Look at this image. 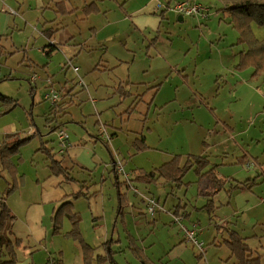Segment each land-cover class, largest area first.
Wrapping results in <instances>:
<instances>
[{
  "label": "rangeland",
  "instance_id": "374dc122",
  "mask_svg": "<svg viewBox=\"0 0 264 264\" xmlns=\"http://www.w3.org/2000/svg\"><path fill=\"white\" fill-rule=\"evenodd\" d=\"M58 1H63L70 12ZM183 1L0 0V95L7 97L0 99V113L12 107L2 117L23 129L26 137L34 135L32 130L35 133V139L31 138L26 147L20 146L14 157L17 159H13L15 176L6 172L10 183L16 181L18 169L29 171L28 165L36 168L38 176L46 171L51 158L45 147L53 148L55 158L72 167L70 174L78 183L89 185L88 194L73 203L80 215L83 241L66 235L71 224L62 216L60 232L50 233L42 244L46 253L61 259L60 264H85L83 243L94 248V256L113 251L117 264H138L129 250L130 235L139 250L156 262L160 260V264H223L226 252L230 254L224 245L216 247L209 237L206 227L210 228V215L214 213L201 209L206 201L193 170L179 185L160 179L134 186L141 194L154 196L161 206L155 213L158 219L152 222L154 216L147 211L145 201L141 202V195L133 194L124 183L121 189L115 185L111 153L99 140L97 127L101 124L106 125L107 134L117 127L113 150L127 172L150 171L176 154L182 158L189 154L206 156L212 166L225 164L216 165L225 176L238 171L242 179L253 176L255 166L247 169L246 162H237L238 157L245 155L247 161L256 160L264 167L263 74L235 68L246 47L230 23V12L219 10L220 1L188 0L201 3L208 12L179 20L172 8ZM45 19L51 24H44ZM50 26L63 27L71 36L69 43L60 39L59 29L47 40L42 33ZM251 29L256 38H264V25L251 22ZM54 42L56 48L46 55L52 49L48 44ZM73 67L78 69L77 75ZM33 75L39 80L32 89L29 81ZM47 81L50 83L45 87ZM160 82L156 93L149 88ZM118 84L133 95L120 100L123 97L114 93ZM51 91L58 95L59 106L54 112L49 100L44 99ZM129 104L133 106L130 113ZM58 129L69 136L63 154L59 152ZM133 130L142 131L149 146L134 156L133 149H128ZM40 133L45 134L41 139ZM85 147L97 155L100 166L89 167L80 160ZM20 149L27 164L18 168ZM65 185L67 191L71 190L69 184ZM119 191L126 193L122 192L123 217L116 215ZM253 193L259 194L254 187ZM176 208L180 214L182 210L191 211L195 222L200 219L198 228L203 233L197 236L204 244L202 255L190 243L173 251L168 245L175 223L170 216ZM165 213L170 216H163ZM188 222L185 219L182 223L188 226ZM174 226L172 230L178 235ZM18 227L23 229L24 223L19 222ZM11 234H17L16 224ZM178 237L181 239V235ZM261 243L264 245V238ZM263 250H259L263 252L259 255L262 264ZM16 252L17 264L29 263ZM6 255L0 248V262Z\"/></svg>",
  "mask_w": 264,
  "mask_h": 264
},
{
  "label": "crops",
  "instance_id": "0c3cea01",
  "mask_svg": "<svg viewBox=\"0 0 264 264\" xmlns=\"http://www.w3.org/2000/svg\"><path fill=\"white\" fill-rule=\"evenodd\" d=\"M57 4L59 6L63 5L65 8V11L70 12L66 8V5L63 1H58ZM43 5L44 3L41 6L43 7ZM45 7H46V4H45ZM183 17L184 16L180 14L178 16L179 20H182ZM54 20L55 18L50 20V22H53ZM50 22L45 19L44 24L49 25L51 24ZM62 28L55 26V29H59L58 34H60L61 36L60 39L64 41L65 43H69L71 36L67 33L66 30ZM53 30L54 28H51L50 26L49 28H47V30L44 33H42V35H44L48 40L55 32ZM5 33L7 32H4V34ZM239 41L240 43H242L241 39H239ZM50 44H53L56 47L55 42L50 43ZM50 44L48 45L50 46ZM42 51H44L43 48H42ZM38 80L30 83L28 79L29 83L34 85L32 86V89L36 87L35 84L37 83ZM47 82L48 83L45 87H47L50 83V81H47ZM160 83L162 85V82ZM119 85L121 84H118L117 86L114 87L115 89L114 93H117L116 89ZM154 85L155 84L150 85V86L153 87ZM122 86L124 87V85ZM129 97L130 96H128L127 98ZM92 101L95 103V100H92ZM152 101H153V97L151 99V103ZM134 102L135 100L133 101V103ZM57 103L55 105L56 107L59 106V104ZM128 107L129 105L127 106V108ZM3 114H7V113H3V112L0 113V141L3 135L14 133V132H19L22 137H26L24 135L25 131L23 129H18L16 127V124L11 122L8 117H2ZM105 126H106L105 124H101L100 127H97V128H99L98 130L101 132L102 127L105 129ZM116 130H117V127L112 128L109 131V134L111 136L109 145L111 149L109 148V145H106L107 149L111 153L110 154V157H111L110 169L114 177L113 178L114 183L117 186V188H120L122 183H124L127 189L129 188V190L133 191V194H135L136 196H138L137 194H140L142 197L143 194H141L140 192L136 193L133 189V188H136L138 190V188L134 186L140 183L139 182L135 183V182L130 181L131 179L130 174L133 173L135 169L134 170L131 169L129 172L126 171L127 173H129V181L121 173H118L116 171L114 161L118 158L115 157L116 152L113 150L114 148L113 143L115 139L118 140V135H117ZM133 131L138 132L139 134L133 133V135L130 137V141L128 142V149H130V151L133 149L132 156H134L138 152L144 151V150L136 151L132 144L133 140L139 137V135L143 134V132L137 131V130H133ZM100 132H99V136H100L99 140L101 139V141H104L102 135H100ZM31 133L34 134L32 136V139L34 140L35 139L34 130H32ZM44 135L45 134L40 133L38 134V137L40 136L42 137ZM41 137L39 139H41ZM145 141H146V136H145ZM27 145H29V142L25 144V147ZM20 153H21V149H20ZM21 155H22V160H21L22 163L20 162L18 164V168L20 164L23 166L27 164V161L24 160L23 153H21ZM79 156H80V160L89 167L96 168L100 166V162L98 161L97 155L94 154V152L87 147L84 148L83 152ZM245 157H246L245 155H242L240 158L238 157L237 162L239 163H244V162L249 163L250 162L251 164L249 166H247L246 164L247 169H250L255 166L253 168L255 170L254 175L247 176L245 179H242L241 176L240 177L237 176L238 171L232 172L231 174H228L227 176H225L224 173H222L220 169L217 168V166H224L225 164L223 163H218L216 164L217 166L216 165L212 166L210 162V166L204 169L201 175H198L195 171L194 172L198 177V184H199V188L201 191V196L206 201V204L203 205L201 209L202 210L211 209L212 212L214 213L212 216L210 215V218L212 219L211 222L214 221V223L212 224L210 222L209 223L210 228L206 227L209 233V237H211L214 245L218 248H221V245H224L225 251L226 250L229 251L226 245L222 243L223 240L228 237L227 228L229 227L230 229L235 230L236 232H238V234L242 236L244 242L250 247L252 252H254V255H263V252L261 254L259 250H261V248H264V245L261 243L262 239L264 238V167H261V165L258 164V161L256 160L255 162L247 161V158L245 159ZM13 159H17V158H13ZM123 165L125 164L123 163ZM67 167H70V166H67ZM211 167L214 168L212 172L217 176L218 182H216L213 179L212 175L206 174V171L209 170ZM28 168H29V171H25L23 169L22 171H20L18 169V174H17V178L15 181L16 184L14 188L12 189V191L8 195H6L7 198L5 197L6 204L9 206L11 213L15 216L14 225L16 224V229H17V234L15 235L11 234L10 238L12 240H14L15 238L20 239L21 244L20 246L16 248V251L18 250L20 253L23 254V257L25 259H28L29 261L28 264H46L51 254H49L48 252L46 253V250L42 248L43 247L42 244L43 242L47 240L50 233L51 234L53 233L52 215L55 209L59 206L61 202H63L64 200L70 199V196L68 195L71 193L83 192V193L88 194L89 185L87 183L85 184L80 183V182L78 183L77 180L71 176V174H70L71 176L70 179H66L63 175L52 174L48 166L46 167V171H44V173H40L39 176L37 174L36 168H32L29 165H28ZM3 172H4L3 170L0 171V177L2 178V179L0 178V197L4 196L6 189L10 187L11 185L10 178L7 176L6 172L5 173ZM41 174H43L44 176L43 178L41 177ZM121 179L123 181H121ZM244 181H246L247 184H242ZM65 184H69V186L71 187V190L67 191V187ZM253 187L257 189V193L259 194L255 195L253 193ZM122 192L123 191L121 192L119 191V193L122 196L120 195L121 198L118 199V202H117L118 212L116 214L117 216H121V217H123V212H124L122 211L123 203H124V195L126 196V193L123 192L124 193L123 195ZM146 194H149V192ZM75 200H73V203ZM143 200L144 199L142 198V201H141L142 203L144 202ZM193 207L197 209L196 204ZM138 210L140 211V213L143 212L142 209H138ZM181 215H182L183 221H185V219H188L189 221L187 223L188 226L190 227L193 225L198 226V222H200V219L197 218L198 222H195V220L191 219V217H193V214L191 213V211L182 210ZM153 216H154V219L152 220V222L158 219L156 214H154ZM163 216L169 217L170 215L168 213H165V215ZM99 217L100 216H97V218ZM170 217H171V222H172L173 217L172 216ZM19 222L24 223V227H22L23 229L21 230L18 227ZM174 225H176L177 227V231L179 232L178 235H177V232H175L174 234L172 230L175 227ZM215 225L219 226L218 230H216ZM170 231L172 234H169L170 236L168 235V245L171 246L172 251L182 248L185 243H190L191 246L195 248L193 244L185 237L184 233L180 230L177 224L174 223L173 226H171ZM198 233L200 236V234H202L203 232L202 230H199L198 228L197 234ZM20 234H24V235L20 236ZM179 235H181V239H179L178 237ZM131 237L135 241V238L133 236ZM128 244H129V250H131L132 245L129 242ZM113 255H115V253ZM146 255L154 263L160 264L159 263L160 260L159 262H156L155 258H152L147 253ZM54 256L57 257L55 254ZM57 259L60 264L61 259L59 257H57ZM234 260L235 258L231 255V253L228 254L226 252V256H225L223 264H234Z\"/></svg>",
  "mask_w": 264,
  "mask_h": 264
},
{
  "label": "trees",
  "instance_id": "16d2710c",
  "mask_svg": "<svg viewBox=\"0 0 264 264\" xmlns=\"http://www.w3.org/2000/svg\"><path fill=\"white\" fill-rule=\"evenodd\" d=\"M218 1L222 3V6L219 8V10H225L230 12V23L239 32L241 42L244 43L246 47L240 52L239 59L235 65V68L237 70L250 68L252 70V75L263 74L262 80L264 83V38H256L253 35L251 29V22L256 23L258 25H264V0ZM56 30L58 29H54L53 31ZM50 46L52 47V49L46 52L47 55H49V53L52 52L54 48H56L53 44H50ZM160 85L161 83H158L151 88H154L156 93L159 90ZM116 90L117 94L123 97H120V99H125L128 96L133 95L122 85H119ZM5 98L7 97L0 95V99ZM130 104L127 109V112L129 113L133 109V106H130ZM55 105L56 103L51 104L50 109L53 110V112L56 108ZM11 108L6 109L3 113L9 111ZM135 133L139 134L138 132ZM100 135H102L103 137V143L105 145H109V142L111 140L110 134H107L110 138L109 141L106 140L102 130L100 132ZM31 138L32 136L22 137L19 132L3 135L0 141V171L3 170L4 172H7L10 176H15L17 172V167L15 162L13 161V158L16 156L19 147L28 143ZM132 144L136 151L146 150L148 148L144 134H141L139 135V137L135 138ZM43 149H45L46 153L51 158V161L48 165L51 170V173L55 175H63L66 179H70V169H72V167L63 166L61 160L55 158L53 148L46 149L44 147ZM60 154H63V152ZM209 166L210 161L206 156L189 154L186 155L185 158H182V155L176 154L171 159L163 162L161 165L156 168H153L150 171H144L142 169L134 170L133 173L130 174V181L149 185L151 183H156L160 179H163L165 182L179 185L180 183H182L184 175L189 170H193L198 175H201L203 170L208 168ZM213 170L214 168L211 167L209 170L206 171V174L212 175L213 179L218 182L217 176L212 172ZM15 184L16 182L14 181L13 184H11L10 187L6 189L4 196L0 197V248L1 250H5L7 254V258L2 260L0 264H17L16 248L21 244L20 239L15 238L14 240H12L8 235V233H11L12 231L15 216L11 213L10 208L7 206L5 197L12 191ZM242 184H247V182L244 181ZM81 195H86V193L76 192L69 194L68 196H70V199L64 200L55 209L52 215V226L54 234L60 232V219L62 216H65L68 218L71 224V229L66 233V235L71 237L73 240H77L80 242L83 241L79 229L80 215L73 209V200L77 199ZM173 214L181 215L177 208L173 213H171V215ZM181 222H183V220H181ZM193 226L187 227L192 228ZM215 228L216 230H218L219 226L215 225ZM228 228V237L224 239L222 243H224L229 249L231 255L235 258L236 263L262 264L260 256L252 255V250L244 242L242 236L238 234V232H236L235 230ZM195 229L197 236L198 226H195ZM129 238L131 239V242L129 243L132 245L131 252L135 259L139 262V264H156L143 251L139 250L135 246L133 242L134 239L131 236H129ZM84 244L85 243H83L82 254L83 261L85 264H92L93 260H95L96 264H105L107 261L110 264H117L113 257V251H109L107 255L94 256V248L87 244H85L84 246ZM50 259L54 260V264H59L57 257L49 256L48 261ZM48 261L46 262V264L48 263Z\"/></svg>",
  "mask_w": 264,
  "mask_h": 264
},
{
  "label": "built area",
  "instance_id": "2783aa9c",
  "mask_svg": "<svg viewBox=\"0 0 264 264\" xmlns=\"http://www.w3.org/2000/svg\"><path fill=\"white\" fill-rule=\"evenodd\" d=\"M174 11H176L180 15H205L208 12V9L204 7L201 3L199 2H194V1H183V2H178L176 5L172 8ZM77 68L73 67V71L76 73ZM38 78L37 75H33L30 78V82L36 81ZM79 83L85 86V83L83 82L82 79H80ZM44 99L49 100L50 104H55L58 102V95L54 93L53 91L46 93L44 95ZM104 133V136L106 140L109 141V136L105 133L104 128L102 127L101 129ZM57 139H58V144L60 146L59 152L62 153L67 147L69 146V136L68 134L63 130V129H58L57 130ZM251 163H247V166H249ZM114 165L116 167V171L118 173H121L128 181H129V173H127L120 160L116 159L114 161ZM136 193L139 191L136 188H133ZM142 198L145 201L146 204V209L147 211L151 214L154 215L158 210L161 209V206L157 203L155 198L149 197L142 195ZM173 221L180 226V229L183 231L185 237L193 244V246L202 254L204 252V244L202 241L198 239V236H196V229L194 225L192 228L187 227L184 225L181 220H182V215H172ZM47 264H54V260H49Z\"/></svg>",
  "mask_w": 264,
  "mask_h": 264
}]
</instances>
